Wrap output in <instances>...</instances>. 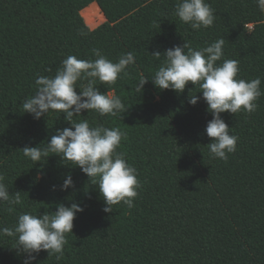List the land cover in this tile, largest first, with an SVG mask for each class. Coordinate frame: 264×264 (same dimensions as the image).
Wrapping results in <instances>:
<instances>
[{"label":"trees","instance_id":"16d2710c","mask_svg":"<svg viewBox=\"0 0 264 264\" xmlns=\"http://www.w3.org/2000/svg\"><path fill=\"white\" fill-rule=\"evenodd\" d=\"M206 2L214 23L194 31L174 15L177 0H0V175L22 201L11 211L0 202V226L13 227L23 212L51 214L59 203L84 209L66 234L63 256L42 251L34 264H264V95L250 114L221 113L238 137L225 161L207 146L204 129L213 118L207 104L188 103L189 95L202 97L198 87L189 83L177 93L149 80L136 91L163 59L152 53L185 41L199 49L222 38V60L239 62L237 78L260 77L264 92V12L256 0ZM93 3L105 22L90 29L81 14ZM93 49L113 62L127 52L135 56L115 83H96L120 97L125 112L73 117L124 134L118 151L137 170L140 187L134 207L121 202L112 213L103 211V198L79 167L52 153L35 164L21 150L44 147L56 129L70 127L62 113L39 120L23 113L35 79L54 75L68 55L95 59ZM68 174L74 187L61 191ZM12 247V238L0 237V264H22Z\"/></svg>","mask_w":264,"mask_h":264},{"label":"clouds","instance_id":"9594fccd","mask_svg":"<svg viewBox=\"0 0 264 264\" xmlns=\"http://www.w3.org/2000/svg\"><path fill=\"white\" fill-rule=\"evenodd\" d=\"M256 4L264 12V0H256ZM174 15L194 31L211 27L215 20L214 10L206 0H177ZM223 45L221 38L193 49L185 41L163 52L152 53L156 60L163 59L151 79L141 76L136 91L141 93L149 80L161 90L171 89L177 93H183L189 83L194 85L193 88L198 87L197 93H202V97L189 95L188 103L196 105L202 98L207 104V111L213 117L204 129L211 138L207 146L213 158L226 161L228 154L236 151L238 137L231 134L221 113L236 114L243 110L250 114L257 109L256 101L264 92L260 88V77L237 78L239 62L222 60ZM92 52L95 59L68 55L54 75H39L35 79L34 93L22 102L23 113L31 114L36 120L47 117L50 112L62 113L70 127L56 129L44 147L25 146L21 150L24 157L35 164L52 153L66 161L65 165L79 167L103 198V211L112 213L113 206L121 202L128 208L134 207L140 187L137 170L127 162L124 153L118 151L124 134L119 128L103 124L91 126L87 120L76 122L73 117L80 116L85 110H94L100 116L125 112L128 108L120 97L102 93L96 83H115L120 74L135 63V56L127 52L113 62L98 49ZM78 81L83 83L78 86ZM71 187L74 182L68 174L60 190ZM0 202H6L9 211L22 203L20 192L10 194L3 175H0ZM55 209L51 214L47 211L38 215L23 212L17 216L13 227L0 226V237L14 240L12 249L23 257L22 264H34L42 251L48 256L56 255L57 259L63 256L64 246L68 243L66 234L72 233L76 214L84 209L76 202L70 206L56 204Z\"/></svg>","mask_w":264,"mask_h":264},{"label":"rangeland","instance_id":"374dc122","mask_svg":"<svg viewBox=\"0 0 264 264\" xmlns=\"http://www.w3.org/2000/svg\"><path fill=\"white\" fill-rule=\"evenodd\" d=\"M81 16L90 29H95L105 22L101 11L95 4L89 5L86 12L82 13Z\"/></svg>","mask_w":264,"mask_h":264},{"label":"bare ground","instance_id":"6f19581e","mask_svg":"<svg viewBox=\"0 0 264 264\" xmlns=\"http://www.w3.org/2000/svg\"><path fill=\"white\" fill-rule=\"evenodd\" d=\"M93 4H95V3H93ZM96 5V4H95ZM97 6V5H96Z\"/></svg>","mask_w":264,"mask_h":264}]
</instances>
